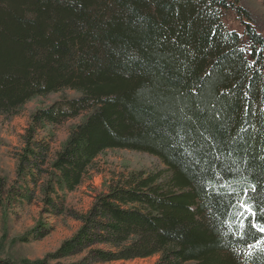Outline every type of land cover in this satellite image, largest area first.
Returning a JSON list of instances; mask_svg holds the SVG:
<instances>
[{"label":"trees","instance_id":"obj_1","mask_svg":"<svg viewBox=\"0 0 264 264\" xmlns=\"http://www.w3.org/2000/svg\"><path fill=\"white\" fill-rule=\"evenodd\" d=\"M225 10L243 34L225 25ZM121 48L143 58L142 74L113 55ZM67 90L77 95L31 115L19 158L46 211L64 213L53 195L84 183L106 150L149 153L166 170L110 185L85 213L66 210L82 224L44 259L0 254V264H63L85 251L70 264H264L231 234L226 201L207 193L214 173L237 190L264 178V16L248 0H0V115ZM70 120L79 121L48 166L38 131ZM14 189L0 182V204L35 194ZM42 227L36 238L52 229Z\"/></svg>","mask_w":264,"mask_h":264},{"label":"rangeland","instance_id":"obj_2","mask_svg":"<svg viewBox=\"0 0 264 264\" xmlns=\"http://www.w3.org/2000/svg\"><path fill=\"white\" fill-rule=\"evenodd\" d=\"M254 11L264 16V0H248ZM225 25L243 34V23L232 10L223 14ZM76 96L77 93L67 90L37 96L28 101L17 113L0 115V182H5L6 189L14 187L16 192L32 193L29 201L22 196L11 197L0 204V254L15 259H44L55 252L63 241L73 237L81 226V222L68 215L66 210L85 213L89 210L97 194L106 193L112 184L125 180L131 174L140 171L166 170L163 162L156 156L130 149H109L101 153L90 168L84 183L74 191L60 193L53 197L60 204H65L62 214L46 211L42 191L33 183L23 182L18 175L19 158L23 154L26 128L31 115L39 108L45 107L63 96ZM79 120L65 121L58 125H49L38 131L37 138L50 144L48 166L55 152L66 140L69 130ZM166 174V173H165ZM29 178H26V181ZM19 188V191L16 190ZM60 198V199H59ZM50 208V207H47ZM50 225V232L36 238L37 232L44 229L42 225ZM95 248H105L96 246ZM87 253L62 259L63 264L78 263ZM159 256L115 260L110 262H91L90 264H154Z\"/></svg>","mask_w":264,"mask_h":264},{"label":"snow or ice","instance_id":"obj_3","mask_svg":"<svg viewBox=\"0 0 264 264\" xmlns=\"http://www.w3.org/2000/svg\"><path fill=\"white\" fill-rule=\"evenodd\" d=\"M111 51L113 55L121 58L126 69L137 66L138 71L143 73V68L139 66L143 65L144 61L137 51L128 48L111 49ZM209 180L215 183L207 188V193L226 201L222 208L223 214L231 217L229 226L231 234L236 239L246 242L249 256L256 251L264 252V235H258L264 233V195L261 194L264 192V178L258 177L259 185L250 182L239 190L231 186V177L222 173L219 179L214 173ZM253 237H256L255 241L247 243Z\"/></svg>","mask_w":264,"mask_h":264}]
</instances>
